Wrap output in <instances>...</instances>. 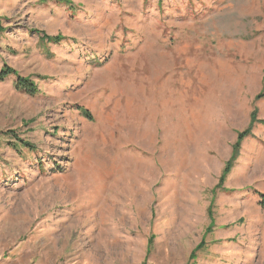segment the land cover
<instances>
[{
  "label": "rangeland",
  "instance_id": "374dc122",
  "mask_svg": "<svg viewBox=\"0 0 264 264\" xmlns=\"http://www.w3.org/2000/svg\"><path fill=\"white\" fill-rule=\"evenodd\" d=\"M260 93L264 0H0V264H264Z\"/></svg>",
  "mask_w": 264,
  "mask_h": 264
},
{
  "label": "trees",
  "instance_id": "16d2710c",
  "mask_svg": "<svg viewBox=\"0 0 264 264\" xmlns=\"http://www.w3.org/2000/svg\"><path fill=\"white\" fill-rule=\"evenodd\" d=\"M44 36L50 42H60L62 40L61 36H57V37H48L47 35H44ZM10 73H13L14 75H16L17 71H15L14 69H10V70L5 69L4 70L5 76L4 77L8 76ZM4 77H2V79H4ZM17 87L19 90H21V91H23V92H25L31 96H35L39 92L38 86L33 81H31L27 78L23 79L22 77H19V81L17 82ZM257 97L258 98H264V93H260ZM252 122H253V118H252ZM246 135H248L247 130L240 133L239 139L235 145V148L239 147L241 140H243ZM14 138L16 139V143L12 144L14 149L19 150L18 149L19 146H23V147H27V148H34L35 147L30 142L23 140L20 137L15 136ZM229 166L230 165H228L227 169H225V172H224L223 176L220 178L218 185H220L224 182V179L229 172ZM259 196H260V205L264 208V193H259ZM208 230H209V227H208ZM203 242H204V240H202V242L200 243V246L203 244ZM194 253H195V251L192 252V254L190 256L191 259L196 257L194 255Z\"/></svg>",
  "mask_w": 264,
  "mask_h": 264
}]
</instances>
